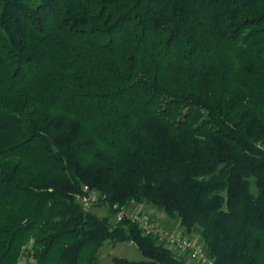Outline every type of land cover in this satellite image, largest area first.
I'll return each instance as SVG.
<instances>
[{"label":"trees","instance_id":"trees-1","mask_svg":"<svg viewBox=\"0 0 264 264\" xmlns=\"http://www.w3.org/2000/svg\"><path fill=\"white\" fill-rule=\"evenodd\" d=\"M116 204L264 264V0H0V264H188Z\"/></svg>","mask_w":264,"mask_h":264},{"label":"built area","instance_id":"built-area-1","mask_svg":"<svg viewBox=\"0 0 264 264\" xmlns=\"http://www.w3.org/2000/svg\"><path fill=\"white\" fill-rule=\"evenodd\" d=\"M85 191L88 194L82 196L80 200L84 206L89 207L99 198V193L96 191L89 192L87 186ZM115 209L117 221L135 223L143 234L159 238L169 248L175 249L176 252L180 254L190 253L200 264H213V260L209 257L203 244L194 243L189 236L164 227L157 217H152L138 209L119 207L117 204Z\"/></svg>","mask_w":264,"mask_h":264},{"label":"rangeland","instance_id":"rangeland-1","mask_svg":"<svg viewBox=\"0 0 264 264\" xmlns=\"http://www.w3.org/2000/svg\"><path fill=\"white\" fill-rule=\"evenodd\" d=\"M129 208L135 209L132 206H130ZM89 209L96 212L100 216H105L107 214V209L105 207L95 205V202L89 207ZM162 215L167 216L163 212H162ZM158 219H160L161 224H163L162 218L158 217ZM111 222L112 224L117 223L115 216L111 219ZM167 226L168 228L170 227L169 225ZM170 228H172V230L174 231H177L178 233L182 232V234L183 233L188 234V236L192 239L194 243L202 244L201 234H200L199 229L197 230L192 229L190 231L186 229L187 230V233H186V231L184 232L185 229L180 230L179 228H174V227H170ZM160 242L164 243L165 246L169 248L165 242L163 241H160ZM169 249L172 250V252L176 254L178 257H182L183 259H185L188 264H200L199 261H197V259L194 258L192 254L190 253L180 254L176 252L175 249H172V248H169ZM113 256L126 257L130 260L144 259V256L142 255L141 251L138 249L135 243L117 242L116 244H114L111 241L106 242L100 250V264H114L112 260ZM25 260H26L25 258H22V262H25Z\"/></svg>","mask_w":264,"mask_h":264},{"label":"crops","instance_id":"crops-1","mask_svg":"<svg viewBox=\"0 0 264 264\" xmlns=\"http://www.w3.org/2000/svg\"><path fill=\"white\" fill-rule=\"evenodd\" d=\"M135 209H138V210H140V211H142L144 213H147V214L151 215L152 217H157V218L161 217L163 225L166 228H168L167 225H169L170 227L179 228L180 230L182 229L178 222H176L174 220H171L167 216H163L160 211H158L155 207H153L151 205L137 204V205H135ZM170 227L168 229L172 230V228H170ZM180 234H182V232Z\"/></svg>","mask_w":264,"mask_h":264}]
</instances>
